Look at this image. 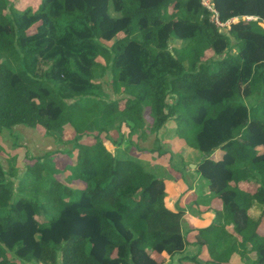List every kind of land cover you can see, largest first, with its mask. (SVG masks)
Segmentation results:
<instances>
[{"label": "trees", "instance_id": "1", "mask_svg": "<svg viewBox=\"0 0 264 264\" xmlns=\"http://www.w3.org/2000/svg\"><path fill=\"white\" fill-rule=\"evenodd\" d=\"M18 1L0 0V132L23 124L68 144L80 186L46 169L55 152L35 158L17 188L0 161V264H164L183 254L185 210L122 151L171 119L204 154L197 170L222 204L202 229L225 216L264 264V0H213L220 22L242 16L224 27L201 0ZM98 72L123 96L109 100ZM114 135L118 154L105 144Z\"/></svg>", "mask_w": 264, "mask_h": 264}, {"label": "rangeland", "instance_id": "2", "mask_svg": "<svg viewBox=\"0 0 264 264\" xmlns=\"http://www.w3.org/2000/svg\"><path fill=\"white\" fill-rule=\"evenodd\" d=\"M26 3V0H19L17 2L20 7H22ZM36 4L38 3L36 2ZM235 20L238 21V19ZM224 29L228 30L227 27H225ZM236 51V49H233V52ZM96 77L103 82L104 89L106 90V92H108L109 100L118 99L123 96L114 92L111 85V76L108 73L98 72L96 74ZM256 100V95L246 98V102L250 107L255 105ZM122 130L125 134L130 133V129L127 126H124ZM126 137L128 136L126 135ZM129 138L135 140L136 145L134 144V148H128L126 146V143H124L122 145L123 148L121 146L122 151L126 152L129 157L141 161V163L147 169L156 171L158 176L165 180V182L167 183L166 202L170 207L175 208L174 203L175 200L178 201V199L176 198L181 192V190H178L176 187H174L171 181V179H174L176 177L175 175L178 173L176 169H180V164L176 160V158L175 164L173 163L174 155L176 156V153H178L180 149L182 153L186 155L187 160L192 161V163H194L195 161L200 162L204 157V154H201L199 149L187 144V140L185 138L179 136L178 132L176 131L175 121L173 119L168 120L166 125L162 129H160L158 133L150 134L147 138H141L138 137V135H132ZM117 140L118 139L116 138V135H114L111 136L110 140H107L105 142L108 149H110L113 153L116 154H118L117 145H115L112 141ZM156 140H158V146H155L154 144ZM158 147L160 149H158ZM138 148L144 149L142 154L140 155H138ZM67 149H69L68 144H61L59 141H56L53 136L43 135L41 131L25 126L23 124H18L11 128H3L0 132V161L5 170L12 172L9 177L12 179L15 188L19 186L20 180L23 178V176L28 175L29 164L34 163L36 160L35 158L43 156L44 154H46V152H55L50 158L46 156V169L48 171L53 170V174L55 175H59L62 173L60 171H57L58 169L64 170L66 178L60 177V179L64 180L65 183L72 186L73 188L79 187L80 185L77 184V181L71 177V172L73 171L72 157L73 155L75 156V154L74 152H65L67 151ZM160 152H163V155H159ZM219 154V151H215L214 155H212V158L216 159ZM122 156L124 155L122 154ZM53 160L55 161L54 163H56V165H54ZM189 166L187 168L185 165L184 170L187 169V171H192L196 168L191 164H189ZM193 177H195V180H197L198 182L206 181V191H210L208 190L209 183L200 171L196 172ZM50 181L52 180H49L48 184L50 183ZM253 188L254 186H252V189ZM28 192V190L23 191V193L27 194V196L30 193ZM206 194L207 193H203L202 196L204 197L206 196ZM174 196L175 199L172 198ZM211 196L212 195H209V197ZM193 203L192 201L189 202V204H191L189 205V208L194 207ZM199 205L200 207L198 209L193 208L194 213L202 214L204 212L202 208L207 209L211 207L215 208L216 206L221 207L222 204L220 201L212 200L211 198L210 200H208V204L206 201L201 200L199 202ZM260 212V208L254 207L251 211V215L253 217H257ZM52 215L53 213L47 215L46 213L42 212L41 216H38L42 220H48ZM187 222H189L188 226H190L191 221L187 219ZM213 222L200 226V229H198L193 235H191V232H188L189 234L187 235L191 238H194L196 240V243L197 241L203 243L197 244L194 248L191 245H188L187 249L183 252V254H177L175 257H173V263L171 264H179V262L180 264H195V260L184 258L181 259V256L184 257L183 255L189 256L191 253L190 250L194 251L198 262L201 263L200 261H202L203 264L206 263V260L212 259L216 260V264H246V262L247 264H253L252 260L254 259L255 253L249 251V249L252 248L253 242L251 240H244V238L246 239L248 236H250L249 232L245 233V231H236L234 222L229 219H226L225 216H222L218 219V222L220 223L218 227L214 229H202L211 226ZM188 231L190 230L188 229ZM199 232H201V234H199L198 236L197 234ZM205 241H207V244H205ZM210 247H212L213 249V252L211 254ZM231 247L234 248H232L231 250ZM224 249H229L232 255L228 259L227 254L224 259L221 260L220 258L216 257V254L221 251H224ZM244 256L246 258H243ZM155 258L160 260L162 259V256L156 255Z\"/></svg>", "mask_w": 264, "mask_h": 264}, {"label": "crops", "instance_id": "3", "mask_svg": "<svg viewBox=\"0 0 264 264\" xmlns=\"http://www.w3.org/2000/svg\"><path fill=\"white\" fill-rule=\"evenodd\" d=\"M201 158H202V156H201ZM176 160L180 164V169L175 168L178 171V173L175 175L176 177L174 179H171V181H172V184L174 185V187H176L178 190H181V192L177 196L176 199H178V201L175 200L174 205H175V208H181V209L185 210V215L182 219V230H183L184 234L187 236L188 242L194 248L197 245L196 240L194 238H191L190 236H188L187 235V234H189L188 232H191V235H193L196 233V231L198 229H200V226H203V225H206L210 222H213L216 219L215 209H220V206L219 207L216 206L215 208L211 207V208H207V209L202 208L204 210V212L202 214L193 212L194 209H198L200 207L199 202L201 200L206 201L208 204V200H210L212 198V196L209 197V195H212V192L206 191L207 185L205 184V182H206L205 180H202L205 182H198L197 180H195V177H193V175L196 172H198L197 166L200 163L199 161L198 162L195 161L194 163H192V161L187 160L186 155L184 153H182V151L180 149H179L178 153H176ZM180 160L183 161V163H184L183 165L180 163ZM189 164H191L192 166H193V164H196V166H195L196 168L192 171L191 170L187 171V169L184 170V166L186 165V167L188 168ZM181 166H182V168H181ZM189 167H191V166H189ZM166 189H167V183H166ZM208 190H210L209 185H208ZM203 193H207L206 196L203 197L202 196ZM172 198L175 199V196ZM190 201H192V203L194 202L193 203L194 209L192 207L189 208L190 207L189 205H191V204H189ZM187 219L191 221L190 226H188L189 222H187ZM187 226H188V228H187ZM188 229L190 231H188ZM190 252L191 253L189 256L195 255L193 250H190ZM171 263H173V260L168 259L164 264H171ZM179 264H180V262H179Z\"/></svg>", "mask_w": 264, "mask_h": 264}, {"label": "built area", "instance_id": "4", "mask_svg": "<svg viewBox=\"0 0 264 264\" xmlns=\"http://www.w3.org/2000/svg\"><path fill=\"white\" fill-rule=\"evenodd\" d=\"M201 3L208 8L210 11H212L213 16L212 19L216 22V24L220 27H224L225 25H229L230 22H235V19H238V17L232 18L231 20H229L227 23H222L219 20V16H218V11L215 8V4L213 2V0H201ZM253 16H247L246 19H253Z\"/></svg>", "mask_w": 264, "mask_h": 264}, {"label": "water", "instance_id": "5", "mask_svg": "<svg viewBox=\"0 0 264 264\" xmlns=\"http://www.w3.org/2000/svg\"><path fill=\"white\" fill-rule=\"evenodd\" d=\"M241 18H242V16H239V17H238V20L241 19ZM193 166H196V164H193Z\"/></svg>", "mask_w": 264, "mask_h": 264}]
</instances>
